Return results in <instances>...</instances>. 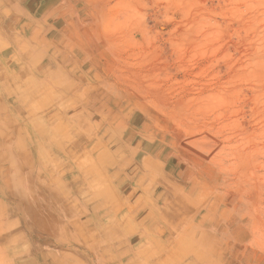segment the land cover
Instances as JSON below:
<instances>
[{"label": "rangeland", "instance_id": "obj_1", "mask_svg": "<svg viewBox=\"0 0 264 264\" xmlns=\"http://www.w3.org/2000/svg\"><path fill=\"white\" fill-rule=\"evenodd\" d=\"M0 264H264V0H0Z\"/></svg>", "mask_w": 264, "mask_h": 264}, {"label": "bare ground", "instance_id": "obj_2", "mask_svg": "<svg viewBox=\"0 0 264 264\" xmlns=\"http://www.w3.org/2000/svg\"><path fill=\"white\" fill-rule=\"evenodd\" d=\"M22 125V124H21ZM44 128V127H43ZM41 129V128H40ZM41 133V132H40ZM38 177H40V176H38ZM49 191H50V189H48ZM57 194V193H56ZM18 197H20V199L22 198V201L24 202V206L26 207V210L27 211H29V213H31V214H35V212H38V214L40 215L39 216V218L41 219V221L42 220H50V219H54L55 217H53V215H52V208L50 209V211L49 210H47L46 211V209L47 208H45L44 206H42L41 205V202H39V201H35V202H33V201H30V200H26V199H24L23 200V198L25 197V196H23V197H21V196H18ZM60 197V196H59ZM46 200V199H45ZM59 199L58 198H55V200H51V202H52V205L54 206V203L55 202H57ZM47 212L46 213V217L43 215L44 214V212ZM50 215H52V216H50ZM36 216V215H35ZM42 216V217H41ZM46 218V219H45ZM59 236V235H58ZM60 237V236H59ZM59 240V239H58ZM65 240V239H64ZM62 241V240H61ZM60 243V242H59Z\"/></svg>", "mask_w": 264, "mask_h": 264}]
</instances>
